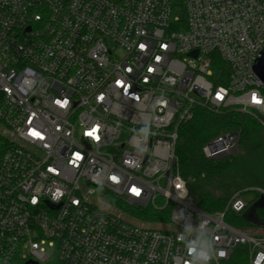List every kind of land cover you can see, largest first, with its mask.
<instances>
[{"label":"built area","instance_id":"1","mask_svg":"<svg viewBox=\"0 0 264 264\" xmlns=\"http://www.w3.org/2000/svg\"><path fill=\"white\" fill-rule=\"evenodd\" d=\"M183 9L178 16L175 0H0V264H229L238 249L264 264V226L225 218L264 187L206 212L176 154L197 107L264 126L254 71L264 0H183ZM93 128L99 139L87 135ZM240 141V130L226 131L203 153L224 158ZM144 212L166 214V227L128 219Z\"/></svg>","mask_w":264,"mask_h":264},{"label":"trees","instance_id":"2","mask_svg":"<svg viewBox=\"0 0 264 264\" xmlns=\"http://www.w3.org/2000/svg\"><path fill=\"white\" fill-rule=\"evenodd\" d=\"M237 130L241 131V141L236 153L219 159L204 155L203 146L211 138ZM176 154L178 167L195 203L206 212L224 211L230 197L238 190L264 187V126L252 115L235 109L214 113L197 107L194 117L179 127ZM247 210L240 213L227 210L225 218L244 229L263 226L244 217ZM144 213L147 214H139V217L152 223L167 219L166 214ZM257 215L264 220V208H258ZM229 264H248L245 250L238 249Z\"/></svg>","mask_w":264,"mask_h":264},{"label":"water","instance_id":"3","mask_svg":"<svg viewBox=\"0 0 264 264\" xmlns=\"http://www.w3.org/2000/svg\"><path fill=\"white\" fill-rule=\"evenodd\" d=\"M254 71L256 75L264 82V52L258 58L256 64L254 65ZM258 208H264V196H261L248 208V210L244 214V217H246L256 225L264 226V220L258 218Z\"/></svg>","mask_w":264,"mask_h":264},{"label":"rangeland","instance_id":"4","mask_svg":"<svg viewBox=\"0 0 264 264\" xmlns=\"http://www.w3.org/2000/svg\"><path fill=\"white\" fill-rule=\"evenodd\" d=\"M175 3L177 4V10H176V14L180 17L184 16V9H183V0H175ZM218 75V74H217ZM252 195V194H250ZM254 197V195H252ZM252 196H249L250 198H252ZM130 221H138L140 223L146 224V225H151V226H156L159 228H165L166 226L163 224V222H149L148 220L143 219L141 216L139 218H137L136 220L133 218H128ZM49 251H52V249H50Z\"/></svg>","mask_w":264,"mask_h":264},{"label":"snow or ice","instance_id":"5","mask_svg":"<svg viewBox=\"0 0 264 264\" xmlns=\"http://www.w3.org/2000/svg\"><path fill=\"white\" fill-rule=\"evenodd\" d=\"M141 47H143V45H142ZM149 71H152V69H149ZM117 83H120V82L118 81ZM217 98H218V99H222V97H221L219 94H218ZM252 99H253V102H254V103H261V102H262V101H260L255 95H253ZM57 103H59V101H57ZM65 103H66V102H65ZM96 132H97V129H96V128H93L91 131H89V132L87 133V135H88V136H95L97 139H99V137L96 136ZM31 134H32V135H39L38 133H35V132H33V133H31ZM76 159H79V155H78V154H77V156H76ZM113 179L115 180L116 178L113 177ZM132 191H133L134 193H136L137 195L139 194V190H138V189L133 188Z\"/></svg>","mask_w":264,"mask_h":264},{"label":"clouds","instance_id":"6","mask_svg":"<svg viewBox=\"0 0 264 264\" xmlns=\"http://www.w3.org/2000/svg\"><path fill=\"white\" fill-rule=\"evenodd\" d=\"M218 254H219L220 256H224V255H225V253H224V252H222V251H221V252H219Z\"/></svg>","mask_w":264,"mask_h":264}]
</instances>
